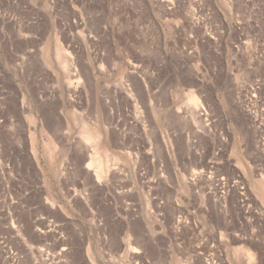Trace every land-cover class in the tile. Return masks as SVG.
<instances>
[{
    "label": "rangeland",
    "instance_id": "rangeland-1",
    "mask_svg": "<svg viewBox=\"0 0 264 264\" xmlns=\"http://www.w3.org/2000/svg\"><path fill=\"white\" fill-rule=\"evenodd\" d=\"M0 264H264V0H0Z\"/></svg>",
    "mask_w": 264,
    "mask_h": 264
},
{
    "label": "bare ground",
    "instance_id": "bare-ground-1",
    "mask_svg": "<svg viewBox=\"0 0 264 264\" xmlns=\"http://www.w3.org/2000/svg\"><path fill=\"white\" fill-rule=\"evenodd\" d=\"M189 100V102L191 103V104H193V106L194 107H196V105L198 106V100H197V97H196V95L192 92V94H190V96H189V98H188ZM192 106V107H193ZM202 110H203V108H202ZM204 112V111H203ZM203 114V113H202ZM90 137V136H89ZM91 158H92V160H94L96 163L95 164H92V165H94L95 167H99L98 166V162L95 160V158L93 157V155L91 156ZM91 161V160H90ZM99 161V160H98ZM91 164V162H89L87 165H90ZM87 167V166H86ZM102 170V169H101ZM96 173H97V177L98 178H100V175H101V171H100V169H97L96 170Z\"/></svg>",
    "mask_w": 264,
    "mask_h": 264
}]
</instances>
